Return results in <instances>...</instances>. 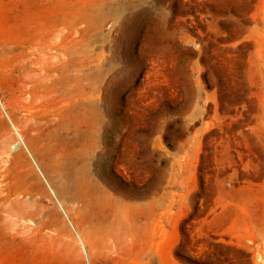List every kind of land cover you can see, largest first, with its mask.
Instances as JSON below:
<instances>
[{
	"label": "rangeland",
	"instance_id": "rangeland-1",
	"mask_svg": "<svg viewBox=\"0 0 264 264\" xmlns=\"http://www.w3.org/2000/svg\"><path fill=\"white\" fill-rule=\"evenodd\" d=\"M0 264H264V0H0Z\"/></svg>",
	"mask_w": 264,
	"mask_h": 264
},
{
	"label": "bare ground",
	"instance_id": "bare-ground-1",
	"mask_svg": "<svg viewBox=\"0 0 264 264\" xmlns=\"http://www.w3.org/2000/svg\"><path fill=\"white\" fill-rule=\"evenodd\" d=\"M39 1H41V0H39ZM30 3V2H29ZM97 6H99V5H97ZM100 7V6H99ZM117 8V7H116ZM101 9H103L102 7H101ZM100 10V9H99ZM93 11V10H92ZM92 11H90V12H92ZM96 11V10H95ZM89 12V13H90ZM97 12V11H96ZM99 12V11H98ZM86 13V12H85ZM102 13V12H101ZM101 13H99V15L101 14ZM87 14V13H86ZM85 15V14H84ZM91 15V14H90ZM89 15V16H90ZM98 15V16H99ZM103 15V14H102ZM85 17V16H84ZM86 17H88L87 15H86ZM95 17H96V14H95ZM94 18V17H93ZM91 19V18H90ZM96 19V18H95ZM97 19H98V17H97ZM102 19V18H101ZM93 20V19H92ZM62 21V20H61ZM89 22V21H88ZM35 26V25H34ZM57 26V25H56ZM32 27V26H31ZM39 27H41V26H39ZM51 27V26H50ZM39 29V28H38ZM47 29V28H46ZM50 29V28H49ZM48 29V30H49ZM41 30H43V28L41 27ZM51 30H54V29H51ZM50 30V31H51ZM57 30V29H56ZM56 32V31H55ZM29 33V32H28ZM45 33H46V31H45ZM50 33V32H49ZM51 34V33H50ZM39 36V35H38ZM41 36H42V33H41ZM55 36V35H54ZM54 36H52V37H54ZM58 36H60L59 34H58ZM21 38V37H20ZM44 39V38H43ZM47 39V38H46ZM49 39V38H48ZM51 39V38H50ZM17 40V39H16ZM41 40V39H40ZM40 40H39V42H40ZM45 40V39H44ZM63 40V39H62ZM28 41V40H27ZM38 41V40H37ZM42 42V41H41ZM51 42V41H50ZM54 42H57V41H55L54 40ZM96 42V41H95ZM59 43V42H58ZM61 43H62V41H61ZM103 43V42H102ZM34 44V43H33ZM32 44V45H33ZM57 44V43H56ZM23 45V44H22ZM31 45V44H30ZM29 45V46H30ZM55 44H53V46H54ZM16 46V45H15ZM39 46H41V45H39ZM49 46V45H48ZM64 47H65V45H63ZM87 46H88V44H87ZM23 47V46H22ZM24 47H26V46H24ZM33 48V47H32ZM55 48V47H54ZM10 49V48H9ZM29 49V48H28ZM27 49V50H28ZM53 49V48H52ZM55 49H60V46L59 45H57L56 46V48ZM61 49H63L62 47H61ZM71 49V48H70ZM20 50V49H19ZM46 50H49V49H46ZM64 50V49H63ZM32 51V50H31ZM30 51V52H31ZM24 52V51H23ZM25 52H27V51H25ZM35 52V51H34ZM52 52V51H51ZM22 53V52H21ZM36 53H38V52H36ZM40 53V52H39ZM47 53V52H46ZM19 54V53H18ZM23 54V53H22ZM34 54V53H33ZM32 54V55H33ZM11 55V54H10ZM9 55V56H10ZM14 55H16V54H14ZM61 55H62V53H61ZM19 56V55H18ZM30 56H31V54H30ZM12 57H14V56H12ZM20 57V56H19ZM59 57L60 56H57V55H54V56H49V57H47V56H45V55H40V54H38L37 56L35 55L33 58H28V59H26V60H28L27 61V63H29V64H31V66L33 67H35V71H34V74H35V76H39V80H41V82L42 81H47L48 82V84L50 85V86H56L57 84H61V86H63L64 85V89L62 90V93H61V95H62V99H63V106H68V105H71L72 106V104H75V105H77V104H80L79 102H80V94H82V93H79V89H78V86H79V84H80V81H81V77H79L78 76V71H79V68H80V65H81V61L78 59V57H70V59H68V60H60L59 59ZM15 59H16V57H14ZM24 58V57H23ZM17 60V59H16ZM18 60H20V59H18ZM25 60V59H24ZM83 60H85V59H83ZM82 60V61H83ZM87 61H88V59H87ZM16 63H18V62H15V64ZM13 64H14V61H13ZM84 64V63H83ZM86 65V64H85ZM84 65V66H85ZM22 66H23V64H22ZM46 66H52V68H48V67H46ZM19 68V67H18ZM20 68H21V65H20ZM24 68V67H23ZM28 68V67H27ZM81 69H82V67H81ZM81 69H80V71H81ZM12 70V69H11ZM69 70H71V72H72V74H70V75H72L73 77H69L68 78V72H69ZM100 70V69H99ZM22 71V70H21ZM32 71V72H33ZM29 72V71H28ZM32 72H30V73H32ZM27 74V73H26ZM29 74V73H28ZM95 74V73H94ZM87 75V74H86ZM86 75H82V76H86ZM99 75V74H98ZM33 76V75H32ZM93 76V75H92ZM98 78V77H97ZM23 79H24V77H23ZM33 79V78H32ZM28 80V79H27ZM30 80V79H29ZM28 80V81H29ZM35 80V79H34ZM38 80V79H37ZM85 80V79H84ZM98 80H99V78H98ZM83 81V80H82ZM96 80H94V82H95ZM34 82V81H33ZM40 81H39V83H41ZM90 82H91V80H90ZM66 83L67 84H70V85H72L73 86V90L71 89V91H69L68 89H65V86H66ZM82 83H84V82H82ZM30 84V83H29ZM33 85L32 86H34V83H32ZM36 84H37V82H36ZM36 84H35V86H36ZM21 85V84H20ZM25 85V84H24ZM46 85V84H45ZM85 85V84H84ZM90 85V84H89ZM97 85V84H96ZM26 86H27V83H26ZM43 86V85H42ZM86 86H87V84H86ZM91 90H92V93L90 94V99H92L94 102L96 101V91H95V85L93 84V80H92V82H91ZM89 87V86H88ZM22 88V87H21ZM40 89V88H39ZM48 90H49V87L47 88ZM82 89H83V87H82ZM34 90V89H33ZM32 90V91H33ZM90 90V91H91ZM29 91V90H28ZM83 91V90H82ZM37 92H38V89H37ZM41 92H42V90H41ZM47 92V91H46ZM86 92V91H85ZM40 93V92H39ZM39 93H37V94H39ZM84 93V92H83ZM88 93H89V90H88ZM35 94V93H34ZM86 94V93H85ZM87 95V94H86ZM98 97H99V95H98ZM84 98H85V100H86V97H85V95H84ZM50 100L52 101V99L50 98ZM56 100V99H55ZM54 100V101H55ZM58 100V99H57ZM41 101V100H40ZM59 102H60V100H58ZM89 101V100H88ZM36 102H37V100H36ZM47 102V101H46ZM90 102V101H89ZM37 103H39V102H37ZM49 103V102H48ZM85 103V102H84ZM41 104V103H40ZM58 104V103H57ZM60 104H61V102H60ZM38 105V104H37ZM86 105V104H85ZM59 106V105H58ZM81 106V105H80ZM79 106V107H80ZM41 107H42V105H41ZM45 107H46V105H45ZM53 107V106H52ZM57 107V106H56ZM55 107V108H56ZM75 107V106H74ZM48 108V107H47ZM46 108V109H47ZM45 109V108H44ZM59 109V108H58ZM72 109V108H71ZM57 110V109H56ZM59 111H61V110H59ZM99 113V112H98ZM96 116H97V118L98 117H100V116H103V118H106V119H108L109 117H110V113L108 112V111H105V112H103V113H101V114H95ZM102 118V119H103ZM109 132H110V129H109V127L106 125L105 126V135L103 136L104 137V139H103V142L106 144V146H107V148H106V151H105V157H106V159H105V162L107 163V166H108V168L110 169V172H112L113 173V171H114V169H115V167H117V163H118V159L117 160H115V158L113 157V154H112V152H111V150H110V140H109V138H108V136H107V134H109ZM123 174H125V169H123ZM116 177H117V180H118V184L121 186V187H126V185H127V182H126V179H124V177L122 176V175H116ZM78 182H79V180H78ZM83 189V188H82ZM77 191V190H76ZM113 195H111L110 197H112ZM69 197V196H68ZM116 197V196H115ZM118 198V197H117ZM97 199V197L95 198V200ZM123 203H124V201H122ZM137 202V201H136ZM107 204V203H106ZM96 205V204H95ZM124 205H125V208L123 209L122 207H124L122 204H120V203H118V201H116V205H115V207H116V217L118 218V217H122V224H123V227H125V229H123L124 231H125V233H140V230L142 229V227H143V225H142V222H141V215H142V211H143V206H142V204H140V203H135L134 205H128V204H125L124 203ZM94 206V205H93ZM97 207V206H96ZM113 207H114V205H113ZM114 207V208H115ZM118 207L119 208H121V211L120 210H118ZM94 211V210H93ZM111 213V212H110ZM13 218V217H12ZM90 218H91V216H90ZM2 220V219H1ZM93 220V219H92ZM113 220V219H112ZM7 221V220H6ZM9 221V220H8ZM11 221V220H10ZM9 223V222H8ZM11 223V222H10ZM17 223V222H16ZM95 223V222H94ZM116 223V222H115ZM116 225V224H115ZM2 226V225H1ZM11 226V225H10ZM3 227V226H2ZM94 228H95V226H94ZM110 229V228H109ZM115 230H116V228H115ZM135 230V231H134ZM122 231V230H121ZM119 232V231H118ZM88 233H90V232H88ZM92 233V232H91ZM95 233H98L97 231L95 232ZM89 243V242H88ZM89 245V244H88Z\"/></svg>",
	"mask_w": 264,
	"mask_h": 264
}]
</instances>
